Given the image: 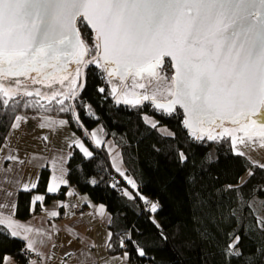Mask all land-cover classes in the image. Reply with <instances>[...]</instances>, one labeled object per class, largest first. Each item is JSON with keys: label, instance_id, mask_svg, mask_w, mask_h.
I'll return each mask as SVG.
<instances>
[{"label": "snow or ice", "instance_id": "snow-or-ice-1", "mask_svg": "<svg viewBox=\"0 0 264 264\" xmlns=\"http://www.w3.org/2000/svg\"><path fill=\"white\" fill-rule=\"evenodd\" d=\"M78 25H88L94 30L92 47L80 39ZM89 52L94 53L93 58L85 61L84 56ZM49 56L75 57L78 65L74 69L76 76L80 75V65L95 63L100 66L102 63L108 77L145 79L147 84H137L145 92L133 100L127 98L128 93H123V103L139 106L143 101L150 100L156 109L169 115L176 111L178 105L185 112L184 125L192 130L190 134L198 141L203 140V133L207 131L208 140L232 136L235 147L237 137L229 129L223 128L213 135V126L222 128L225 119L233 124H241L242 118L245 123L240 130L243 131L247 124L258 128L259 146L264 148V0H0V76L6 79L8 76L27 77L29 72L39 73L37 65L46 63ZM164 57L171 58L170 67L164 63ZM222 58L225 63L221 62ZM221 72L225 75L223 80L218 79ZM40 82L35 77L30 81ZM21 83L19 79L11 81L7 87L0 83V93L6 97L2 105H8L9 100L18 94L19 89L13 85ZM71 83L75 85L76 80L73 79ZM217 84L221 85L219 93ZM98 91L104 93L105 89L101 87ZM116 91L113 87L111 94ZM22 95L32 96L33 92L25 90ZM35 95L41 96L39 90ZM59 95L61 93H51L53 99ZM76 95L74 90L71 95L63 93L64 98L57 100L62 106L59 111L72 110L71 105L64 107L65 100L76 99ZM158 97L165 102H160ZM116 102L119 104L121 98H117ZM20 104L21 100H16L11 107L14 110ZM23 105L28 107L29 102L24 101ZM88 114L93 115L91 112ZM23 119L15 116L11 128H18ZM75 119L79 121V116H75ZM144 119L153 129L157 128V121L148 117ZM66 123L65 120L59 121L60 125ZM40 126L45 127L44 124ZM166 134L174 135L171 132ZM92 136L94 138L95 133ZM245 137L239 138V142L247 148L250 147L247 141L253 137L248 133H245ZM74 143L85 158L93 156L83 142L77 139ZM100 143V140H96L97 146ZM236 154L242 157L247 155L245 150H238ZM178 156L181 163L188 159L183 151ZM6 159L15 161L17 157L9 155ZM66 161L67 156L53 157L51 163L59 175L52 177L48 193H57L61 185H69V180L65 178L68 173V168L64 166ZM250 164L249 177L254 176L253 168L264 170V163L250 160ZM90 183L97 181L91 180ZM128 183L133 189L137 187L130 178ZM247 183L240 181L236 185H228L226 190L239 192ZM32 187L35 188L36 184L33 183ZM24 188L27 190L28 185H24ZM12 195L7 193L9 197ZM65 195L71 196L72 192L68 191ZM124 195L130 200L142 201L152 224L161 229L151 215L158 212V201L127 189ZM44 199L41 195L34 197V201ZM5 208H15V205L0 202V226H6L0 230V235L26 241L21 250L23 254L35 253L38 257L37 260H28L27 264H42L46 254L41 247L47 245L50 236H41L38 241L30 239L26 234L32 232L30 226L24 227L25 234L22 236L18 221L13 220L11 211L5 216ZM100 209L103 216V205H100ZM49 215L57 216L58 213L52 211ZM230 215L236 216V212ZM255 227L264 231V217L256 218ZM35 231L39 234L43 230ZM113 235L110 231L107 240L110 241ZM226 235L227 241L219 245L218 250L225 264H231L233 259L243 258L245 254L240 248L241 236L234 232ZM160 236L167 240L162 230ZM202 237L210 238L207 229L202 232ZM129 244L137 256H147L145 247L133 239L129 231L119 238V247L126 249L119 259H130L127 250ZM105 246L111 248L112 244L106 241ZM0 264H11V258L0 256ZM245 264H264V246H258L255 253L245 259Z\"/></svg>", "mask_w": 264, "mask_h": 264}, {"label": "trees", "instance_id": "trees-1", "mask_svg": "<svg viewBox=\"0 0 264 264\" xmlns=\"http://www.w3.org/2000/svg\"><path fill=\"white\" fill-rule=\"evenodd\" d=\"M78 28L81 39H91L86 26L78 25ZM83 73V87L79 88V82L76 99H71L72 114L74 118L79 116V121L75 119L78 128L71 121L70 110L59 111L62 106L57 100L62 98L46 101L35 95H18L12 97L8 105H2L6 98L0 93V148L17 115L65 118L93 152L92 157L85 158L76 147L71 148L67 163L69 185L87 195L94 204L105 207L111 221L107 227L114 234L108 242L112 247H107L111 255L126 250L119 247V238L130 231L133 239L147 251L146 257H139L129 244L127 250L132 264H225L218 246L227 241V233L234 232L241 236L240 248L245 256L233 259L231 264H245V259L255 253L258 246H264V231L255 227L256 218L264 216V204L261 203L264 202V170L253 168L254 176L249 177L250 161L233 152L228 137L208 140L205 136L202 142H194V137L183 126L179 110L166 115L153 110L147 103L142 106L118 104V89L111 94L112 86L100 66L88 64ZM101 87L105 89L104 93L98 91ZM16 100H21V104L13 110L11 106ZM68 100L64 107L69 106ZM24 101L29 102L28 107H24ZM143 115L157 121V128L166 127L174 135L160 134L157 128L145 123ZM97 125H101L105 137L111 138L119 147L125 173L135 182L136 190L112 169L103 146L91 148L89 133ZM180 151L188 158L184 163L179 161ZM47 177L48 170L44 168L35 192L44 193ZM91 180L97 183L92 184ZM240 181L248 183L239 192L226 190L228 185ZM125 189L160 203L158 212L151 214L161 225L160 230L152 224L143 202L130 200L124 195ZM66 190L62 187L56 195L46 194L45 202L62 198ZM32 193H18L16 218L29 217ZM233 211L236 216L230 215ZM205 229L210 235L208 239L202 237ZM161 230L167 240L161 238ZM23 248L20 239L0 235V256L24 264Z\"/></svg>", "mask_w": 264, "mask_h": 264}, {"label": "crops", "instance_id": "crops-1", "mask_svg": "<svg viewBox=\"0 0 264 264\" xmlns=\"http://www.w3.org/2000/svg\"><path fill=\"white\" fill-rule=\"evenodd\" d=\"M20 116L24 119L19 122L18 128L13 129L10 126L0 148L2 149L0 150V202L15 205V208L3 209L5 216L11 211L13 220L19 223L18 230L22 236L25 234L24 227L27 226L33 229L32 232L26 233L30 239L38 241L41 236H50L47 245L41 247V250L46 254L42 264H132L129 260L119 259L123 253L111 255L108 252L105 245L106 241L109 242L107 240L109 214L103 206L104 215L101 216L100 204L91 202L87 195L79 193L76 188L70 185H61L60 189L67 188L62 198L51 199L48 202H45V199L34 201L35 196L45 197L46 194L56 195L59 192L48 193L47 191L52 177L59 175L51 163L53 157L67 156L64 165L67 168L70 157L68 154L71 153V148L76 147L79 150L74 141L77 139L80 142L83 141L65 118L36 114ZM60 120H65L67 123L60 125ZM41 124H44L45 127H41ZM92 133H89L91 144L97 146L96 140L101 141L97 147L103 146L108 154L112 169L133 189L128 183V178L131 179V177L125 173L119 147L111 138L105 137L102 127L94 138ZM44 137L47 139L45 140ZM9 155L16 156L17 160L6 159ZM56 167H59L58 163ZM44 168L48 170L45 190L44 193H38L35 192L36 187L33 188L32 184L35 183L37 186L41 170ZM121 172L124 174L121 175ZM65 178L67 179V175ZM24 185H28L27 190ZM20 191H33L29 206L30 215L24 220L15 216L17 196ZM68 191L72 192L71 196L65 195ZM9 192L13 194L10 197L7 196ZM62 205H67V207ZM76 207H83V214L70 218L69 215ZM52 211L57 212L58 215L50 216L49 213ZM4 227L6 226H0L2 229ZM36 229L43 231L38 234ZM20 240L25 247L26 241ZM30 254L36 255L35 253ZM11 264L17 263L11 258Z\"/></svg>", "mask_w": 264, "mask_h": 264}, {"label": "rangeland", "instance_id": "rangeland-1", "mask_svg": "<svg viewBox=\"0 0 264 264\" xmlns=\"http://www.w3.org/2000/svg\"><path fill=\"white\" fill-rule=\"evenodd\" d=\"M82 41L88 46V47H92L93 45V41H92V35H91V39L87 38L85 41L82 39ZM94 53L92 52H89L87 55H86V59H91L93 57ZM95 64V63H94ZM97 65V64H96ZM167 65H170L169 62L167 63ZM101 68V67H100ZM75 69V68H74ZM74 69L69 73L67 79L65 80V83H62L60 86L59 85H53L52 87H48V86H41V85H24L22 87H19V92L17 95L15 96H23L22 93L27 90V91H31L33 92V95H35V92L37 90H39V92L41 93V96H39L40 99H43V100H50V99H53L52 96H51V93L52 92H58V93H61V95L57 96L56 98H64L63 96V93H67L69 95L72 94V91L76 90L78 85H79V82H80V75L79 76H76V73L74 72ZM102 71V69H101ZM81 74V73H80ZM170 74V72H169ZM75 79L76 80V84L73 85L71 83V81ZM21 81H24L23 79H19ZM13 81V80H7V81H3L1 78H0V83H3L5 85V87L8 86V84ZM138 83H145L147 84V81L145 79H137V78H133L131 77L125 84H122V83H119L117 81H112V80H109L108 79V84L113 87H115L116 89H118V93L116 94V99L117 98H121V102L120 103H123V100H122V94L123 93H128V99L130 100H133L136 98L137 95L139 94H142L145 92L144 89H140L139 87H137V84ZM25 86H27L25 88ZM40 86V87H38ZM80 86V85H79ZM13 87H17V85H13ZM3 95V94H2ZM13 96V97H15ZM36 96V95H35ZM38 97V96H37ZM6 98V97H5ZM158 100L160 101H164L163 99L159 98L158 97ZM149 101V100H148ZM148 101H146L147 103H149ZM144 102V101H143ZM67 104L68 105H71V99H69L67 101ZM130 105V104H128ZM70 114H71V121L73 122V125L75 128H78L77 126V122L75 121V118L72 114V111L70 110ZM25 115V114H23ZM20 116V115H19ZM144 117H148L149 120H154L152 117H149L147 115H143V119ZM67 120V119H66ZM68 121V120H67ZM145 121V119H144ZM69 122V121H68ZM70 124V122H69ZM147 125L150 126V124L146 123ZM71 127V125H70ZM151 127V126H150ZM241 126L240 127H236V128H227L229 129L231 132H232V135H234L235 137H237V140L235 142V147H233V140H232V136H225V137H228L230 138L231 140V145H232V149H233V152L236 154V152L238 150H245L247 155L245 156L246 159H248L249 161L250 160H254V161H257L259 163H264V148H260V143H261V140H260V137L258 135V132H259V129L257 128H254L252 127L250 124H247V126L244 128L243 131L240 130ZM163 130H166V132H170L166 127H163V126H159L158 127V132L162 135H165V136H168L166 134L165 131H162ZM101 130V125H97L95 126L90 132L92 133L94 131L95 134H97V132H100ZM223 130L220 129V131L218 133H220L221 131ZM76 133V132H75ZM216 133V134H218ZM245 133H248V135H251L253 137L252 140H248L247 141V144L250 146V147H247L246 148V145L245 144H241L239 142V138L241 137H245ZM77 134V133H76ZM214 135H216L215 133H213ZM78 135V134H77ZM193 137H195L194 135H192ZM80 138V137H79ZM246 138V137H245ZM88 143V142H87ZM85 145V144H84ZM86 146V145H85ZM94 146L91 145V148H93ZM254 149V150H252ZM213 157V155H211ZM78 208V207H76ZM74 208V210L76 209ZM83 208V207H81ZM73 210V212H74ZM72 212V213H73ZM71 213V214H72ZM83 214V212L79 215H76L74 217H78V216H81ZM261 217H264L263 215H260ZM22 255L25 257V263L24 264H27L28 260H32V259H37V256L36 255H32V254H29L28 256L24 255L23 252H22ZM17 264H20L19 262L15 261ZM147 263V262H146ZM145 264V263H144Z\"/></svg>", "mask_w": 264, "mask_h": 264}, {"label": "water", "instance_id": "water-1", "mask_svg": "<svg viewBox=\"0 0 264 264\" xmlns=\"http://www.w3.org/2000/svg\"><path fill=\"white\" fill-rule=\"evenodd\" d=\"M86 27L90 31V33L92 35V39H94V35H95L94 30L91 28V26L86 25ZM80 39H81V37H80ZM91 59H86V55L84 56V60L85 61H88V60H91ZM163 60H164V63H165V61H168L170 65L172 63L170 57H164ZM75 61H76V58L73 57V56H59V57L49 56V57H47V62L46 63H41V64L37 65V67L39 68V73H37V72H29V75L27 77L8 76L5 79L2 76H0V78L3 81L25 79L24 81H22L21 84L17 85L16 88L22 87L24 85H41V86H48V87H52L53 85L54 86L55 85H61L62 83H60V81H63V83H64L65 80L67 79L69 73L73 70V68L78 66ZM221 62L225 63L226 61L222 58ZM80 67H81V71H80V73H81V84H83V69H84L85 66L80 65ZM100 67L103 70V64L102 63L100 65ZM121 74H123V73H121ZM105 76L109 80L117 81V82L122 83V84H125L132 77V76H128L124 80H120L119 76L108 77L107 73H105ZM32 77H35L36 79L40 80L41 82L40 83H30ZM135 78L139 79L141 77H135ZM218 79L219 80L225 79V75H224L223 72L220 73ZM220 87H221V85L217 84L218 93H219ZM148 102H149V104L152 106V108L155 111L164 113L162 110L156 109L155 105L152 103V101L149 100ZM160 102H165V101H160ZM143 103L144 102H142L139 106H141ZM122 104H125V103H122ZM176 110H179L182 113L183 124H184V119H185L184 110L182 108H180L178 105L176 106ZM164 114H166V113H164ZM166 115H169V114H166ZM240 119H241V124H233L231 122V120L225 119L223 121L222 128H236V127H240L242 124L245 123L242 118H240ZM253 119H257V118L253 117ZM218 123H219V121H218ZM184 127H185L187 132L191 133V131H192L191 129L187 128L185 125H184ZM205 128L207 129V125H205ZM222 128L213 126V133H215V134L218 133L220 131V129H222ZM203 136L204 137L207 136V131H205L203 133Z\"/></svg>", "mask_w": 264, "mask_h": 264}, {"label": "built area", "instance_id": "built-area-1", "mask_svg": "<svg viewBox=\"0 0 264 264\" xmlns=\"http://www.w3.org/2000/svg\"><path fill=\"white\" fill-rule=\"evenodd\" d=\"M194 142L200 143L201 140L198 141V140H196V138L194 137ZM82 212H83V208L78 207V208H76V209L74 210V212H73L72 214L69 215V217L72 218V217H74V216H76V215L81 214ZM27 256H28V255H27ZM145 264H148V263H145Z\"/></svg>", "mask_w": 264, "mask_h": 264}, {"label": "bare ground", "instance_id": "bare-ground-1", "mask_svg": "<svg viewBox=\"0 0 264 264\" xmlns=\"http://www.w3.org/2000/svg\"><path fill=\"white\" fill-rule=\"evenodd\" d=\"M92 41H93V39H92ZM75 68H76V67H75ZM73 69H74V68H73ZM80 71H81V67H80ZM102 71H103V70H102ZM103 72H104V71H103ZM83 76H84V73H83ZM23 80H25V79H23ZM64 83H65V82H64ZM80 84H81V74H80ZM79 88H81V87L79 86ZM144 103H147V102L144 101ZM144 103H143V104H144ZM143 104H142V105H143ZM147 104H149V103H147ZM142 105H141V106H142ZM149 105H150V104H149ZM150 106H151V105H150ZM151 108H152V106H151ZM152 109H153V108H152ZM153 110H154V109H153ZM75 121H76V120H75ZM76 122H77V121H76ZM77 124H78V123H77ZM183 126H184V124H183ZM184 128H185V127H184ZM201 142H202V140H201Z\"/></svg>", "mask_w": 264, "mask_h": 264}, {"label": "flooded vegetation", "instance_id": "flooded-vegetation-1", "mask_svg": "<svg viewBox=\"0 0 264 264\" xmlns=\"http://www.w3.org/2000/svg\"><path fill=\"white\" fill-rule=\"evenodd\" d=\"M168 63V61H165V64H167Z\"/></svg>", "mask_w": 264, "mask_h": 264}]
</instances>
